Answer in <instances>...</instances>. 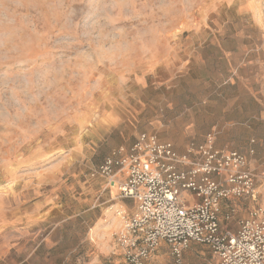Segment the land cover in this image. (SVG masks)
Wrapping results in <instances>:
<instances>
[{
  "label": "rangeland",
  "instance_id": "rangeland-1",
  "mask_svg": "<svg viewBox=\"0 0 264 264\" xmlns=\"http://www.w3.org/2000/svg\"><path fill=\"white\" fill-rule=\"evenodd\" d=\"M142 132L181 153L255 139L264 173V0H0V264H123L135 203L92 173ZM211 260L164 244L151 264Z\"/></svg>",
  "mask_w": 264,
  "mask_h": 264
},
{
  "label": "built area",
  "instance_id": "built-area-1",
  "mask_svg": "<svg viewBox=\"0 0 264 264\" xmlns=\"http://www.w3.org/2000/svg\"><path fill=\"white\" fill-rule=\"evenodd\" d=\"M215 137L209 132L181 153L172 141L142 132L93 171L117 188L119 198L136 202L132 214L116 211L122 219L115 238L123 264H151L164 242L178 262L197 243L210 250L209 264H264V205L237 219L235 209L226 212L225 220L236 219L237 229L220 220L223 201L259 200L264 173L252 168L248 153L216 147ZM249 153L255 154V147ZM187 194L194 200H187Z\"/></svg>",
  "mask_w": 264,
  "mask_h": 264
},
{
  "label": "crops",
  "instance_id": "crops-1",
  "mask_svg": "<svg viewBox=\"0 0 264 264\" xmlns=\"http://www.w3.org/2000/svg\"><path fill=\"white\" fill-rule=\"evenodd\" d=\"M207 135V134H206ZM206 135H205V138H204V140L206 139ZM204 140H202V141H200V142H203ZM252 142V141H251ZM199 143V142H198ZM216 144V143H215ZM175 145V144H174ZM218 145H216V147H217ZM218 147H222V146H218ZM252 147H255V143H253L252 142V144L250 145V147H249V149L247 150V151H245V150H242V149H239V148H236V149H239V150H241V151H243V152H245V153H248L250 156V158H252V155H254V154H250L249 153V151H250V149L252 148ZM222 148H227V147H222ZM177 149V148H176ZM227 149H235V148H227ZM179 151V150H178ZM255 151H256V147H255ZM105 159V158H104ZM103 159V160H104ZM101 177V176H100ZM112 188V187H111ZM111 192H112V194L113 195H115L116 194V191H115V189H114V192L112 191V189L110 190ZM118 195H119V192H118ZM187 196L188 197H190V199H189V201H191V200H194V197H193V195L192 194H187ZM120 199H124V200H121L120 202H122V205L124 204V205H127L126 204V201L128 202V201H132L131 199H127V198H120ZM126 199V200H125ZM232 200H234V199H232ZM231 200V201H232ZM134 201V200H133ZM229 201H223V203H222V206L224 205V204H227ZM134 203H135V207H136V202L134 201ZM116 204H119V203H114V205L113 206H115ZM224 207V206H223ZM222 207V208H223ZM238 217V216H237ZM237 217H236V219H237ZM240 217V216H239ZM236 219H233V220H231V221H227V220H225V218H224V216L221 218V216H220V220H221V223L225 220V222H226V224L224 225V223H222L223 224V226L224 227H230V228H232V229H237V225H238V223L236 222ZM121 223H122V221H115V227L112 229V230H115V229H118V228H120L121 227ZM117 243V242H116ZM167 245V246H169L167 243H162V245ZM193 244H197V243H193ZM119 245V244H118ZM161 245V246H162ZM200 245V244H199ZM122 252V251H121ZM155 254V253H154ZM153 254V255H154ZM153 255H152V257H153ZM152 257H151V259H152Z\"/></svg>",
  "mask_w": 264,
  "mask_h": 264
},
{
  "label": "bare ground",
  "instance_id": "bare-ground-1",
  "mask_svg": "<svg viewBox=\"0 0 264 264\" xmlns=\"http://www.w3.org/2000/svg\"><path fill=\"white\" fill-rule=\"evenodd\" d=\"M117 213V212H116ZM118 215V214H117ZM119 216V215H118ZM119 218L121 219V217L119 216ZM121 221H122V219H121Z\"/></svg>",
  "mask_w": 264,
  "mask_h": 264
}]
</instances>
